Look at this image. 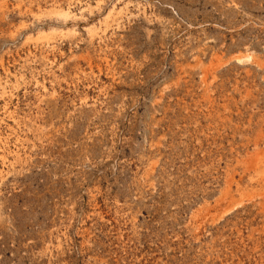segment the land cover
<instances>
[{
  "label": "rangeland",
  "instance_id": "374dc122",
  "mask_svg": "<svg viewBox=\"0 0 264 264\" xmlns=\"http://www.w3.org/2000/svg\"><path fill=\"white\" fill-rule=\"evenodd\" d=\"M0 264H264V0H0Z\"/></svg>",
  "mask_w": 264,
  "mask_h": 264
},
{
  "label": "bare ground",
  "instance_id": "6f19581e",
  "mask_svg": "<svg viewBox=\"0 0 264 264\" xmlns=\"http://www.w3.org/2000/svg\"><path fill=\"white\" fill-rule=\"evenodd\" d=\"M251 59V54L249 53H244V54H241L238 56V60L239 61H247V60H250Z\"/></svg>",
  "mask_w": 264,
  "mask_h": 264
}]
</instances>
